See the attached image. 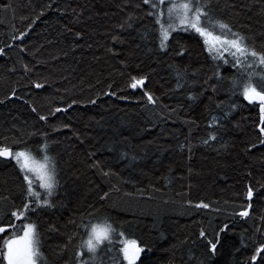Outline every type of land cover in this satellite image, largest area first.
I'll return each mask as SVG.
<instances>
[{"label":"trees","instance_id":"16d2710c","mask_svg":"<svg viewBox=\"0 0 264 264\" xmlns=\"http://www.w3.org/2000/svg\"><path fill=\"white\" fill-rule=\"evenodd\" d=\"M211 3L234 30L254 36L258 49L264 44V4L259 0ZM137 4L141 0H0V144L17 150L20 145L12 141L22 133L37 132V140L46 133L59 164L60 187L51 198L55 207L33 214L48 264H74L79 234L65 244L81 231L76 225L89 213L110 216L128 236L151 248L142 254L144 264H252L250 255L264 243L258 108L230 97L229 79L213 91L218 83L214 62L199 36L173 33L172 46L160 52L157 26L144 15L147 6ZM130 15L135 18L128 28ZM21 32L24 37L13 38ZM181 45L187 50L183 56L176 55ZM215 63L222 76L236 74L223 61ZM174 68L187 73L178 90ZM133 76L146 77L136 91L129 87ZM145 91L158 98L156 104L147 102ZM189 94L196 99L188 100ZM230 102L239 106L232 109ZM56 107L66 111L50 115ZM57 128L61 135L52 132ZM212 131L218 140L203 145ZM21 184L14 162L0 158L5 223L21 202ZM248 187L259 190L251 202L245 198ZM105 192L109 195L102 201ZM199 203L209 207H195ZM249 203V217L234 214ZM225 223L226 239L241 252L224 247L209 259L199 233L204 230L210 239ZM52 226L56 231L49 230Z\"/></svg>","mask_w":264,"mask_h":264},{"label":"snow or ice","instance_id":"6c2138e0","mask_svg":"<svg viewBox=\"0 0 264 264\" xmlns=\"http://www.w3.org/2000/svg\"><path fill=\"white\" fill-rule=\"evenodd\" d=\"M259 2L264 4V0H259ZM142 5L147 6L146 9H142L144 15L152 18L157 26L154 29L156 32L154 39L160 52L167 53L172 46V41L176 39L173 33L195 34L200 37L204 46L203 51L208 53L215 66L214 77L218 83L212 85L213 91L216 92L223 87L221 81L229 79L230 97H242L248 105L258 108L259 123L256 125L259 130L258 143L264 145V84L258 83V81L264 82V44L258 49L254 42V36L234 30L231 24L217 16L211 0H141V4H137L136 7L141 8ZM134 18L132 15L128 17L126 21L128 28L132 27L131 21ZM260 35L264 36V32ZM24 36L25 33L21 32L19 36L13 38L20 39ZM141 38L148 39V36L142 34ZM186 51V48L181 45L176 55L183 56ZM3 54V50L0 49V55ZM218 61H223L225 65L236 69V74L228 78L222 76L220 64L215 63ZM24 70L30 71L27 66ZM174 70L176 71V89L178 90L184 87L183 82L186 81L187 73L176 68ZM145 80L144 76H133L129 87L133 89L141 87L145 84ZM35 87L39 89L43 85L36 83ZM110 94L115 95V93ZM13 95H15V89H13ZM144 96L149 104L157 103L158 98L150 92L145 91ZM187 98L192 101L196 99L191 94ZM91 103H95V101L93 100ZM71 106V104L68 105V107ZM238 106L236 102H230L232 109ZM217 107H221V105H217ZM32 111L37 112L34 106ZM64 111L66 109L56 107L50 115ZM37 115L40 121L47 122V116L39 113ZM229 115L230 113L225 111L223 118H227ZM213 119L219 123L218 118L214 117ZM220 126L222 127V125ZM209 127L212 125L210 124ZM25 136L28 139H25ZM36 136L37 132H25L20 137L14 138L12 143L20 145L17 150H12L10 145L0 144V158L14 162L22 177L20 204L10 210L7 223H5V214L0 213V264H48L43 251L40 227L33 218V214H38L41 209L55 207L51 198L56 195L57 189L60 187V173L58 161L51 154V145L48 142L47 134L41 133L38 140L34 139ZM217 140V133L212 131L202 140V144L209 146L211 141ZM255 146L254 144L253 147ZM179 147L183 150L185 145L181 144ZM188 151L192 152L190 143ZM94 166L98 167V164ZM101 174L103 176L111 175L110 171H103ZM254 191L259 193V190L253 187H248L245 193V198L250 202L253 201ZM108 195L109 193L105 192L100 199L103 201ZM2 199L8 200L9 198L3 197ZM251 206L249 203L234 214L241 218H247L250 216L248 209ZM195 207L208 208L209 205L199 203ZM261 221L264 223V216H261ZM70 222L76 223L75 221ZM76 227L81 231L69 235L65 244V248H67L79 234L80 239L74 252V264H108L109 261L111 264H138V262L144 264L142 254L152 251L142 242H138L136 238L128 236L124 231L123 224L117 226L110 216L89 213L87 220L82 218ZM49 230L56 231L54 226ZM228 230L229 224L225 223L218 230H214L215 234L210 239L207 238V233L204 230L200 231V237L206 239L205 250L209 254V259L219 255L220 249L224 247L234 249L236 253L241 252V248H236L226 239ZM259 230L260 226L258 225L257 231ZM241 244H244L243 240H241ZM244 246L246 247V245ZM85 252L88 254L87 258L84 257ZM112 253L116 255L113 256ZM249 259L252 264H264V243L255 248ZM241 264H248V261H242Z\"/></svg>","mask_w":264,"mask_h":264},{"label":"rangeland","instance_id":"374dc122","mask_svg":"<svg viewBox=\"0 0 264 264\" xmlns=\"http://www.w3.org/2000/svg\"><path fill=\"white\" fill-rule=\"evenodd\" d=\"M21 39V38H20ZM134 90V89H133ZM136 91V90H135ZM52 132L55 134V135H61L62 134V131H61V129H52ZM70 231V230H69ZM111 255H113V256H115L116 254L115 253H112ZM85 258H87V257H85ZM108 264H111V262L109 261L108 262Z\"/></svg>","mask_w":264,"mask_h":264},{"label":"water","instance_id":"95a60500","mask_svg":"<svg viewBox=\"0 0 264 264\" xmlns=\"http://www.w3.org/2000/svg\"><path fill=\"white\" fill-rule=\"evenodd\" d=\"M133 89V88H132ZM136 89H134V91H135Z\"/></svg>","mask_w":264,"mask_h":264}]
</instances>
